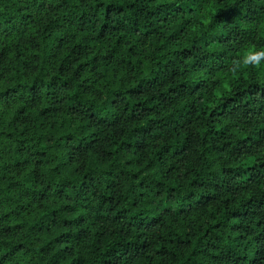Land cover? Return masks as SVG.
<instances>
[{"label": "trees", "instance_id": "1", "mask_svg": "<svg viewBox=\"0 0 264 264\" xmlns=\"http://www.w3.org/2000/svg\"><path fill=\"white\" fill-rule=\"evenodd\" d=\"M0 264H264V0H0Z\"/></svg>", "mask_w": 264, "mask_h": 264}]
</instances>
